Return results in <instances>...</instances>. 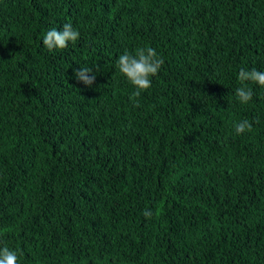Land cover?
Returning <instances> with one entry per match:
<instances>
[{
    "label": "trees",
    "instance_id": "trees-1",
    "mask_svg": "<svg viewBox=\"0 0 264 264\" xmlns=\"http://www.w3.org/2000/svg\"><path fill=\"white\" fill-rule=\"evenodd\" d=\"M69 22L78 41L49 52ZM145 46L164 64L136 106L117 60ZM242 68L264 71V0H0V246L20 264H264V88L241 104Z\"/></svg>",
    "mask_w": 264,
    "mask_h": 264
},
{
    "label": "clouds",
    "instance_id": "clouds-1",
    "mask_svg": "<svg viewBox=\"0 0 264 264\" xmlns=\"http://www.w3.org/2000/svg\"><path fill=\"white\" fill-rule=\"evenodd\" d=\"M80 37V32L74 28L72 23H64L61 30L53 28L46 32L43 37V46L49 52L64 50L68 48L69 43L75 44ZM164 60L159 56L156 49L145 46L135 50V53L125 51L118 57L117 66L122 75L134 86L135 91L129 97L136 106H139L138 98L142 92L147 91L152 85V77H155ZM75 76L79 82H83L87 86L93 85L95 75L92 73V68H79L75 71ZM238 80L241 87L237 88L235 95L241 104H247L253 99V91L247 86L246 82L259 85L264 88V71L252 68L251 70L240 69ZM236 133L242 134L245 131L252 130V123L248 120H241L233 125ZM146 218H151L152 212L145 209L142 213ZM23 255L22 249H12L4 244L0 246V264H20V257Z\"/></svg>",
    "mask_w": 264,
    "mask_h": 264
}]
</instances>
